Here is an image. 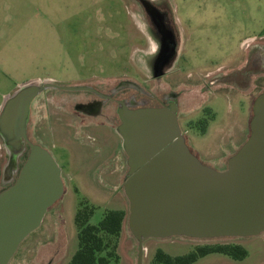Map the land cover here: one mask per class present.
Returning a JSON list of instances; mask_svg holds the SVG:
<instances>
[{
  "label": "rangeland",
  "instance_id": "rangeland-1",
  "mask_svg": "<svg viewBox=\"0 0 264 264\" xmlns=\"http://www.w3.org/2000/svg\"><path fill=\"white\" fill-rule=\"evenodd\" d=\"M151 1L153 8L135 0H0V110L5 97L36 80L109 88L132 81L152 88V76L158 75L153 67L161 62L158 68L167 67L162 79L181 92L178 120L190 151L203 165L226 169L223 162L249 136L253 101L264 84L240 92L219 80L244 66L250 52L247 40L252 39V47H264V0ZM156 9L176 32L170 62L157 60L155 29L147 27V19L161 18ZM122 93L127 98L134 91ZM78 96L48 89L35 98L31 123L36 122L37 142L60 168L63 194L9 264H69L78 248L74 216L81 202L94 208L90 224H97L106 210L125 211L119 259L109 264H138V242L127 224L123 183L128 167L122 139L98 119L76 117L70 104L62 110L61 103ZM7 153L0 138V190L7 183L3 181L16 177ZM212 243L239 244L247 256L234 261L212 254L193 264H264V233L213 240L147 239L141 264H150L157 249L174 257Z\"/></svg>",
  "mask_w": 264,
  "mask_h": 264
},
{
  "label": "water",
  "instance_id": "water-1",
  "mask_svg": "<svg viewBox=\"0 0 264 264\" xmlns=\"http://www.w3.org/2000/svg\"><path fill=\"white\" fill-rule=\"evenodd\" d=\"M48 89L84 87L32 81L1 106L0 137L8 167L16 169L17 176L0 192V264L9 263L63 194L60 168L41 146L29 144L22 167H17L22 138L27 140L30 103ZM117 133L127 156L123 192L129 205L128 228L138 242V264L147 239L213 240L264 233V91L253 103L247 140L223 171L203 165L190 151L174 108L125 111Z\"/></svg>",
  "mask_w": 264,
  "mask_h": 264
},
{
  "label": "flooded vegetation",
  "instance_id": "flooded-vegetation-1",
  "mask_svg": "<svg viewBox=\"0 0 264 264\" xmlns=\"http://www.w3.org/2000/svg\"><path fill=\"white\" fill-rule=\"evenodd\" d=\"M135 1H139L136 2V4L143 5V3L145 2V5L147 6L150 5L152 8L153 6H155L151 0H135ZM158 13L161 15V18L155 17L154 15L151 17L150 21L147 19L146 20L148 23L147 27L151 26L153 29H155L153 31V35H155V40L158 43L157 52H156V54H158L157 55L158 58L156 57L157 60L166 59V62L167 61L170 62V60H172L173 58L171 56L174 54L173 49L177 47L176 32L172 24L166 23V21H164L166 17L164 12L161 14V12L158 11ZM251 42L252 39L247 40V46L248 49H250L249 50L250 52L248 54L244 66L240 68V70L237 71V73L226 77H221V79L219 80L221 82H226V84H231L233 90L240 92L243 90L242 92H244L245 89H249L252 85L256 87L262 83L264 84V47H261L259 45L252 47ZM160 64L161 62H159V64L157 63V65L153 67V69L158 73V75L152 76V80H151L153 85L152 88H145L132 81L119 82V84H117L113 88L107 87L109 84H104V85L100 83L92 84V85L83 84L79 86V87H84V89L81 90H62L73 93H79V96L77 98L71 99V101H67L68 102L67 104L65 102L61 103L62 110L63 108L67 107L70 104L72 105V112L73 114L76 115V117L79 118L83 117L85 119H93V120L98 119L99 123H101L103 126H108L109 128L111 127L112 130L116 133H117V127L121 123V115L125 111H129V110H136L139 108H162V107L163 108L166 107L169 109L174 108L176 113V118L178 120L179 112L181 110L180 107L181 92L177 90H172L176 88H173L171 84L165 82L162 79L163 76H165L164 70H166L167 67L165 65L163 66V68H158ZM212 83H214V81H212L211 84ZM74 87H78V86H74ZM128 89L134 91V94L129 95L127 98L125 96L122 97L123 90H128ZM35 98L32 100L29 106V115L26 125L27 140L22 138L24 145H23V151L18 158V163H17L18 170L20 169V167H22L20 166V163H22L23 158L26 159L28 155L29 144H36L41 146V144L37 142L39 141L37 134L38 129H35L36 126L34 125L36 122L34 121L31 123L33 117L32 111H33V104ZM19 115H20L19 113H16L15 117L18 119ZM112 122L115 124L114 126L111 125ZM121 152H123V154L126 156L122 147H121ZM227 161L223 162L224 167L227 166ZM125 163L127 165V159ZM11 181L12 180L3 181L7 183L9 182L8 183L9 185H7V183L5 184L2 183L0 192L8 188L13 183L14 180L12 182ZM13 257L11 258V260L13 259ZM11 260L9 262H11Z\"/></svg>",
  "mask_w": 264,
  "mask_h": 264
},
{
  "label": "trees",
  "instance_id": "trees-1",
  "mask_svg": "<svg viewBox=\"0 0 264 264\" xmlns=\"http://www.w3.org/2000/svg\"><path fill=\"white\" fill-rule=\"evenodd\" d=\"M206 123L203 122L204 132ZM25 158H23L22 166ZM21 168V167H20ZM94 208L86 202H81L74 216L77 229L78 248L69 264H109L111 260L118 261L117 253L126 213L123 210H106L97 224H90ZM218 254L241 261L247 256V251L239 244L212 243L195 247L182 256H170L157 249L150 264H193L198 259L208 255Z\"/></svg>",
  "mask_w": 264,
  "mask_h": 264
},
{
  "label": "bare ground",
  "instance_id": "bare-ground-1",
  "mask_svg": "<svg viewBox=\"0 0 264 264\" xmlns=\"http://www.w3.org/2000/svg\"><path fill=\"white\" fill-rule=\"evenodd\" d=\"M34 82H39V80H36V81H34ZM6 98V97H5Z\"/></svg>",
  "mask_w": 264,
  "mask_h": 264
}]
</instances>
